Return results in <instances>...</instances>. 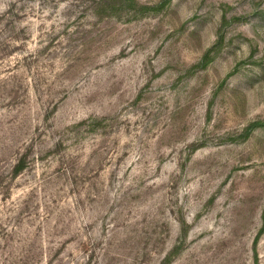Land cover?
<instances>
[{
  "label": "rangeland",
  "instance_id": "rangeland-1",
  "mask_svg": "<svg viewBox=\"0 0 264 264\" xmlns=\"http://www.w3.org/2000/svg\"><path fill=\"white\" fill-rule=\"evenodd\" d=\"M0 264H264V0H0Z\"/></svg>",
  "mask_w": 264,
  "mask_h": 264
}]
</instances>
